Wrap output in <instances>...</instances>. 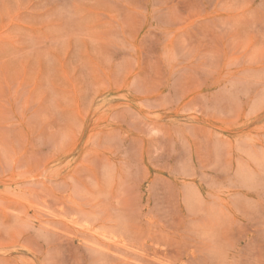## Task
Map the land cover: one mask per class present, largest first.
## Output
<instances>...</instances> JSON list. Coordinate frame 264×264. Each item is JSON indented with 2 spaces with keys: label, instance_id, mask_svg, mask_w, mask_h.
I'll list each match as a JSON object with an SVG mask.
<instances>
[{
  "label": "rangeland",
  "instance_id": "374dc122",
  "mask_svg": "<svg viewBox=\"0 0 264 264\" xmlns=\"http://www.w3.org/2000/svg\"><path fill=\"white\" fill-rule=\"evenodd\" d=\"M0 264H264V0H0Z\"/></svg>",
  "mask_w": 264,
  "mask_h": 264
}]
</instances>
